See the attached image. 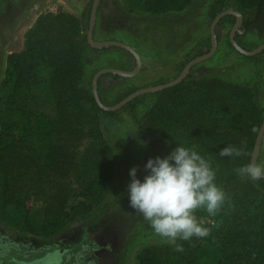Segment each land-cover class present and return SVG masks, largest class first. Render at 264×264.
Masks as SVG:
<instances>
[{"label": "rangeland", "instance_id": "obj_1", "mask_svg": "<svg viewBox=\"0 0 264 264\" xmlns=\"http://www.w3.org/2000/svg\"><path fill=\"white\" fill-rule=\"evenodd\" d=\"M73 1L80 5L81 0ZM90 1L84 0L71 12L75 24L55 23L44 35L38 46L42 58L33 67L25 64L28 57L14 62L8 54L1 56L0 264L13 257H41L52 249L66 251L62 264H137L134 257L142 246L163 244L143 216L130 207L128 190L130 169L137 167L138 179L146 175L133 135V117L151 105L154 93L140 94L110 115L94 111L89 103L65 105L59 73L70 59L66 52L69 44L82 53L75 73L85 88L100 68L129 70L134 64L127 51L83 49ZM219 3L224 4L220 9ZM142 5V0H99L92 38L130 45L141 63L131 77L114 78L104 73L97 78V94L105 105L115 104L135 89L174 78L189 59L208 49V27L214 12L227 7L239 11L231 0H192L183 8L159 15ZM32 7L30 29L46 14L67 11L64 0H33ZM240 9L243 18L251 22L234 40L249 50L264 42V0L258 11L255 6ZM233 20V16L221 17L216 22L214 53L192 65L189 72L250 85L252 96L240 100V110L250 114V124L264 113V48L251 56L235 51L227 40ZM42 28H36L37 36ZM31 37L26 54L33 45ZM218 107L222 110V105ZM226 113L231 111L224 110L229 119ZM223 128L231 127L219 124L213 129L216 136L209 142L213 145L204 150L205 158L216 173L217 186L225 175L235 173L240 192L237 197L227 195L216 215L198 209V221L210 229V235L201 240L189 259L192 264H211L218 256L231 253L225 264H264L255 260L259 218L249 212L250 207L235 203L244 193L263 197L264 183L237 175L236 169L249 158L219 155L224 147H241L237 141L222 140ZM243 131H249L248 127ZM190 140L182 137V145L192 143ZM103 145L111 151L110 174L104 189L96 190L90 183L100 167ZM255 163L264 164V133ZM80 202H88L89 208ZM53 256L47 254L44 261H53Z\"/></svg>", "mask_w": 264, "mask_h": 264}, {"label": "trees", "instance_id": "obj_2", "mask_svg": "<svg viewBox=\"0 0 264 264\" xmlns=\"http://www.w3.org/2000/svg\"><path fill=\"white\" fill-rule=\"evenodd\" d=\"M191 1L192 0H149L152 6H147L146 4H148V2L142 0V7L147 11H150L153 15H159L163 13L165 14L171 10L174 11L176 8H183ZM231 1L237 6L239 11L241 10L240 8L247 9L252 6H255L256 11H258L263 0ZM223 5L224 4L219 3L218 9L222 8ZM219 11L220 10H216L214 13L216 14ZM223 17L232 18V15H224L222 18ZM64 21L75 24V19L71 13L59 11L54 14H46L43 19L36 22L35 25L26 32L23 48L18 52L8 54L7 57H10V59H16L14 62H17L19 59L24 60L23 58L28 57L26 59L27 63L25 64L33 67L36 60L42 58V53L38 46L42 42L44 35L52 29L55 23ZM250 22L251 21L243 18V30L247 28ZM39 25L40 27L43 26V28L41 29L40 36H37L35 30ZM86 25L87 22L84 26ZM33 33L35 34L33 35ZM236 35L237 33H235L234 37ZM31 36H34L32 42L33 45L30 48V54L29 52L26 54L29 41H31L32 38ZM82 47L84 50L88 49L90 51L105 50L109 48L126 52L121 48L112 46L100 49L92 48L86 43L85 38L83 39ZM67 51H69L70 59L68 61L67 59L65 60L64 67L60 69L61 71L59 73V78L64 82L62 88L65 105L72 106L80 103H89L94 111L102 112L106 115L112 114L114 111H103L94 103L90 87L85 88L83 85H80L81 79L75 71L79 63L83 60L82 53L77 51L74 44H69L66 49V52ZM113 77L116 78V75ZM14 78L17 80V76ZM5 80H7V77L2 82ZM153 93L155 98L151 105L140 115H135L133 117V135L137 141L145 174H147V171L145 170L147 161L150 158H163L170 154L175 147L183 146L181 141L182 137H190L192 143L185 144V147L192 146L193 150H196L205 158L204 150H207L208 146L213 145L209 144L211 138L216 136L212 131L213 129H217L219 124L230 125L231 127L227 130L223 128L222 140L226 139L239 142L240 146L244 147L250 155L253 139L262 118L260 116L256 117L255 120L248 124L247 119L250 114L248 113L249 115H246L240 110L242 109L240 106V100L245 99L246 97L250 98L253 94L250 85H234L228 82L226 83L216 76L197 77L188 72L186 76L176 84ZM136 98L137 97H134L125 105H129L131 101ZM119 99H117V101ZM219 104L222 105V110L218 107ZM225 106L229 108L224 109ZM224 110L225 112L231 111V113H226L230 114L229 119L225 118ZM219 113H221V120L217 119V114ZM253 114L257 116L258 111L254 110ZM245 126L248 127L249 131H243ZM253 129H255V131H253ZM242 142L244 143L242 144ZM6 145L7 144L4 143V146ZM110 152V147L108 145H103V154L99 162L100 167L90 183V185L94 186L96 190L104 189L105 183L109 178L111 166ZM249 155L243 157L248 159ZM235 178V173H229L222 178L220 187L226 193V197L229 194H231L232 197H237L238 192H240L237 190L236 185L239 186L241 184H239ZM248 179L251 180V178ZM254 182L262 185L264 180ZM237 201L238 202L235 203L241 206L250 207V209H248L249 212L259 218V229L256 233L258 247L255 253V260L264 261V196L256 198L244 193L239 196V200ZM80 205H84L86 208H89L90 206L88 202H80ZM195 215L198 219V210ZM201 240L204 241V239L196 238H193L191 241H177V243L183 244V252H177L174 250V246L165 243L146 244L136 252L134 258L136 259L137 264H192V260L190 261L189 258L193 251L199 247ZM231 256V253L218 256L211 264H225V260H229V257ZM53 258V261L49 260L46 263L44 261V256H36L27 259L13 257L10 260H5V263L60 264L61 261L56 254Z\"/></svg>", "mask_w": 264, "mask_h": 264}, {"label": "clouds", "instance_id": "obj_3", "mask_svg": "<svg viewBox=\"0 0 264 264\" xmlns=\"http://www.w3.org/2000/svg\"><path fill=\"white\" fill-rule=\"evenodd\" d=\"M219 155L242 157L249 153L244 147L227 146ZM145 170L147 174L141 180L137 178V167L130 169L129 201L130 207L143 216L154 234L163 243L174 246L177 252L184 251L183 244L177 241L209 236L210 229L201 225L195 213L204 209L216 215L227 199L226 193L215 183L216 173L210 162L196 150L179 146L163 158H150ZM236 172L242 178L264 180V164L247 163Z\"/></svg>", "mask_w": 264, "mask_h": 264}, {"label": "water", "instance_id": "obj_4", "mask_svg": "<svg viewBox=\"0 0 264 264\" xmlns=\"http://www.w3.org/2000/svg\"><path fill=\"white\" fill-rule=\"evenodd\" d=\"M98 4H99V0H91L90 1V6H89V10H88V18H87V28H86V32H85L86 43L90 47L97 48V49L106 48L108 46L121 48V49L127 51L131 55V57L133 58V63H134L133 67L129 70H123V69H118V68H113V67H103V68L96 70L93 73L91 80H90L91 95H92L94 103L100 109L105 110V111H114L116 109H119L120 107H122L127 102H129L134 97H136L140 94L155 92V91L161 90L165 87H169L173 84H176L177 82L182 80L186 76V74L189 72V69L192 65L209 58L214 53V51L216 49V42H217L216 35L214 33V26H215L216 22L224 15H232L233 19H234L233 24L228 31L227 40H228L229 44L231 45V47L235 51H237L238 53H240L242 55L251 56V55H254V54L260 52L264 48V42L258 44L256 47L249 49V50H246V49L242 48L241 46H239L236 43V41L234 40V35H235V33L238 34V33L243 31V27H242L243 16L239 11H237L235 9H232L230 7L224 8V9L220 10L219 12H217L213 16V18L211 19V22L209 23V27H208L209 47H208V49L205 52H203L199 55H196V56L192 57L191 59H189L183 65V67L181 68L179 73L174 78H172L168 81H165L163 83H160V84L149 85L146 87H141V88L135 89L134 91L128 93L126 96L121 98L115 104L105 105L100 101L98 94H97V89H96L97 78L104 73H109L111 76L116 75L119 77H131L138 72L141 63H140L139 55L130 45H128L124 42L118 41V40H114V39L94 40L92 38V29H93V25H94V21H95L96 9L98 7ZM263 133H264V113L262 115L260 124L258 126V129H257L256 134H255L254 139H253L252 148L250 151L248 163L255 162Z\"/></svg>", "mask_w": 264, "mask_h": 264}, {"label": "crops", "instance_id": "obj_5", "mask_svg": "<svg viewBox=\"0 0 264 264\" xmlns=\"http://www.w3.org/2000/svg\"><path fill=\"white\" fill-rule=\"evenodd\" d=\"M73 0H64L68 13L79 9ZM33 0H0V64L1 56L20 51L26 32L32 26ZM1 66V65H0Z\"/></svg>", "mask_w": 264, "mask_h": 264}, {"label": "flooded vegetation", "instance_id": "obj_6", "mask_svg": "<svg viewBox=\"0 0 264 264\" xmlns=\"http://www.w3.org/2000/svg\"><path fill=\"white\" fill-rule=\"evenodd\" d=\"M52 254L53 253V255H55L56 254V256L58 257V259H60V264H62V262H63V259H64V256H65V254H66V251H64V250H62V249H58V250H54V249H52L51 251H48V252H45L42 256H45V255H47V254Z\"/></svg>", "mask_w": 264, "mask_h": 264}]
</instances>
